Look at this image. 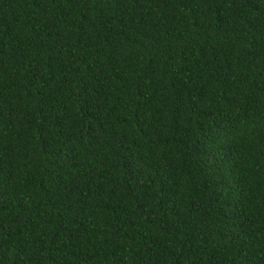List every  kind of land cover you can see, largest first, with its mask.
Segmentation results:
<instances>
[{
	"label": "trees",
	"instance_id": "1",
	"mask_svg": "<svg viewBox=\"0 0 264 264\" xmlns=\"http://www.w3.org/2000/svg\"><path fill=\"white\" fill-rule=\"evenodd\" d=\"M0 264H264V0H0Z\"/></svg>",
	"mask_w": 264,
	"mask_h": 264
}]
</instances>
